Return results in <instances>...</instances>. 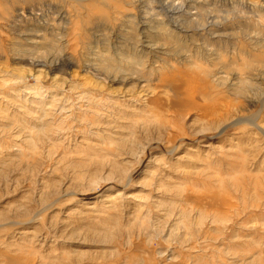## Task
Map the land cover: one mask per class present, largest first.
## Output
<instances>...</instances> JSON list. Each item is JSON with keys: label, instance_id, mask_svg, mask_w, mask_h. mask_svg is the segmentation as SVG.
<instances>
[{"label": "rangeland", "instance_id": "1", "mask_svg": "<svg viewBox=\"0 0 264 264\" xmlns=\"http://www.w3.org/2000/svg\"><path fill=\"white\" fill-rule=\"evenodd\" d=\"M55 1L0 0V255L9 264H264V133L257 128L264 129V0H140L134 25L104 20L90 2L99 17L81 35L62 31L74 10L69 0ZM15 8L26 9V21L10 19ZM148 12L193 31L190 49H154L166 50L170 62L212 49V57H234L232 69L253 70L242 56L263 66L246 73L245 92L207 87L213 99L190 96L176 112L162 110L153 90L148 98L158 82L105 83L104 74L86 70L129 54L133 27L156 22ZM188 13L209 18L215 30L226 17L215 33L223 44L213 31L194 35ZM144 27L139 38L159 46L156 30ZM36 33L44 36L37 47L16 43ZM123 41L128 47L118 53ZM19 47L48 66L19 61L12 53ZM68 55L78 65L66 67Z\"/></svg>", "mask_w": 264, "mask_h": 264}, {"label": "bare ground", "instance_id": "2", "mask_svg": "<svg viewBox=\"0 0 264 264\" xmlns=\"http://www.w3.org/2000/svg\"><path fill=\"white\" fill-rule=\"evenodd\" d=\"M23 1H32V0H23ZM34 1V0H33ZM55 1V0H54ZM68 1V0H67ZM140 0H69L68 4L70 5L71 4V8H67L68 6H66L67 9H71V10H74V11H71L70 13H68L69 11L67 10V15L68 17L65 18V24L66 26L64 27L65 30H63L64 28L62 27V31L66 32L67 30H71V29H75L77 34H84V32H89V24L92 23L94 20L97 21L96 19L99 17V16H96L94 13H96L95 10H93L92 8H95V7H91V5H89L90 2H93L94 5L93 6H96V5H99L100 7H102L101 9V16L102 18H104V20H108L110 18H113L115 19V21L117 22V20L121 21L122 19H126V20H131L129 22V25H132L130 23H134L133 22L134 20L132 19H135L134 17H136L135 13L132 11L134 10V8L136 9L137 7V10L138 7V3H139ZM169 1V0H168ZM197 1V0H196ZM20 2V1H19ZM56 2V1H55ZM190 2V1H189ZM200 2V1H199ZM85 3V4H84ZM141 3V1H140ZM143 3V2H142ZM18 4V3H17ZM175 4V3H174ZM177 4V3H176ZM185 4V2H184ZM188 4V3H187ZM190 4V3H189ZM195 4V3H194ZM198 4V2H197ZM60 5V4H58ZM169 5V4H168ZM182 5V4H181ZM206 5V4H205ZM62 6V5H61ZM61 6H59L61 8ZM141 6V5H140ZM145 6V4H144ZM163 6V5H162ZM183 6V5H182ZM195 6V5H194ZM248 6V4H247ZM250 6H252V3L250 4ZM172 7V6H171ZM170 7V8H171ZM176 7V6H175ZM178 8H180L179 6H177ZM187 7V6H186ZM256 7V5H255ZM254 7V9H255ZM261 7V6H260ZM64 8V7H63ZM65 8V9H66ZM142 8V7H141ZM165 8V6L163 7ZM174 8V7H173ZM182 8V7H181ZM193 8V7H192ZM191 8V9H192ZM197 8V7H196ZM251 8V7H250ZM258 8V7H256ZM62 9V8H61ZM147 9V8H146ZM150 9V8H149ZM152 9V8H151ZM199 9V8H198ZM85 10V11H84ZM164 10V9H162ZM174 10V9H172ZM176 10V9H175ZM188 10V9H187ZM193 10V9H192ZM252 10V9H251ZM256 10V9H255ZM15 13L10 15V19H13V20H22L23 22L26 21L24 18V16H26V9H23V8H15L14 9ZM142 11V9H141ZM179 11V10H178ZM259 11H260V8H259ZM30 14H32V11H28ZM139 12H140V9H139ZM164 12V11H163ZM167 12V11H166ZM181 12V9L179 12H175V14H180ZM190 12V11H189ZM192 12V11H191ZM199 12H200V9H199ZM199 12H197L199 14ZM25 13V14H23ZM142 13V12H141ZM140 13V14H141ZM159 13V12H158ZM185 13V12H184ZM187 13V12H186ZM195 14V13H188V25L189 24H193L194 26V35L198 34L199 31L201 33H206L208 31H213L214 33V37L211 38V39H215L216 38V35L215 33H217L216 30H221V22L223 20H225V18L223 20H220L221 22H217L218 25H216V27H219L217 28L216 30L213 29V26H212V23L209 22V18L207 17H201L199 16L198 14ZM229 13V12H228ZM258 13V12H256ZM61 13H59L58 15L60 16ZM64 14V12H63ZM97 14V13H96ZM149 14V12H148ZM154 15H151L150 16V21L153 23L155 22V24L153 25H150L151 23H145L146 25H150V27H147L148 29H146V25L144 24V22L141 24L143 26H145L144 28L146 30H149V28H154L156 30V35H159V40L160 41H163L162 43H158L159 46L156 44L153 43V40H150L149 41H144V40H141L142 38H139L140 36H142V32L140 31V27L141 25L139 26H132L133 27V30H130L135 32V35H137V43H146V48H141V49H138V48H135L137 43H134V46L131 47V52L129 54H126V53H119V52H122L121 49L122 47L121 46H125L128 47V44H125L126 42L124 43H121L120 45H117V47L115 48L116 51H118L119 55L122 54L121 56L117 55L116 56H112L111 55H108V59L107 60H104L107 61L106 63H97V65H93L92 64H88V65H84L86 66V70H89L90 72H92L93 75L95 76H98V75H101L99 77H102L103 74H104V77H102V81H104L105 83L108 82V80L110 82H117L119 84H125L129 81H133V82H140V84L144 81L146 83H148L149 86L152 85V83L155 81V82H158L160 83L159 87H155V88H151V87H148V98L149 97H152V94L151 93V90H153V92H156L157 94V98L154 100L155 103H159L161 104V109L166 111V112H176L177 109L179 107H182L183 106V100L184 99H188L190 96H196L197 94H201L204 97V99H208L209 96H210V99L212 98V95L210 93H208L206 91V88L207 87H213L215 89V91H218L217 88H223L225 89L226 91H234L235 93L237 94H240L241 92H245L246 91V88H247V85L249 84V80H248V75H246V73H250L253 72L254 70H258V65H261L263 66V63L261 64V60L258 61L257 59L256 60H253L250 61V59L246 58V57H239L240 60L242 62V65L246 66V67H250L252 66V69L253 70H249V71H245V70H241L240 68H237L236 69H232L231 64H235L237 61H233V58L232 60H228V61H225V55L222 54V53H219L217 52V58L216 57H212L210 56V54H214L212 49L209 50L208 52V57H205V56H202V57H197V56H194V57H190V55H186L182 58H176V62H178V64L176 62H170L167 58L168 57H164V56H168L166 53L167 51L165 50L164 53L161 54H158V53H155L154 52V49L157 48V47H166L167 46V43L168 44H176V45H184L186 47V49H190L191 46L189 45H186L185 43H187L188 41V37H192V36H189V34L193 31H190V29H188L190 26H184L182 27L181 23L180 22H177L175 21L174 19H172L170 16L168 15H163L162 19H157L156 16L157 15H160V14H155L153 13ZM164 14V13H162ZM168 14V12H167ZM170 14V13H169ZM182 14V13H181ZM211 14V13H209ZM231 14V13H229ZM243 14V12H242ZM245 14V12H244ZM33 15V14H32ZM55 15V14H54ZM65 15V14H64ZM98 15V14H97ZM172 15V14H171ZM228 15V14H227ZM226 15V16H227ZM262 15V14H261ZM58 16V17H59ZM162 16V15H160ZM177 16V15H176ZM214 16V15H212ZM225 16V15H224ZM232 16V15H231ZM230 16V17H231ZM239 16V15H238ZM258 16V15H257ZM12 17V18H11ZM28 17V16H27ZM31 17V16H29ZM82 18V22H80L79 18ZM175 17V15H174ZM209 17V16H208ZM221 17V16H220ZM229 17V16H228ZM234 17V16H233ZM243 17V16H242ZM256 17V16H255ZM36 18V17H35ZM56 18V17H55ZM76 18V19H75ZM136 18H140V17H136ZM145 18V17H143ZM156 18V19H155ZM176 18V17H175ZM179 18V17H178ZM181 18V17H180ZM213 18V17H211ZM216 18V17H215ZM218 18V17H217ZM232 18V17H231ZM235 18V17H234ZM259 18V17H258ZM54 19V18H53ZM187 19V18H185ZM222 19V18H221ZM242 19V18H241ZM179 21L181 19H178ZM227 20V19H226ZM234 20V19H233ZM238 20V19H236ZM21 21V22H22ZM57 19H54L53 20V24L52 26L54 27V29L56 28L57 29V26L60 29L61 23H58L56 22ZM124 22V20H122ZM136 21V20H135ZM140 20H138L139 22ZM183 21V20H182ZM62 22V21H61ZM147 22V21H146ZM212 22V20H211ZM262 22V21H261ZM263 22H264V19H263ZM121 23V22H120ZM141 23V21H140ZM231 23V21H230ZM241 23V22H240ZM64 24V25H65ZM93 24V23H92ZM125 24V22L123 23ZM138 24V23H137ZM185 24V23H183ZM63 25V26H64ZM128 25V26H129ZM214 25V23H213ZM229 25V23H228ZM215 26V25H214ZM227 26V24H226ZM259 26V25H258ZM70 27V28H69ZM120 27V26H119ZM123 27V26H122ZM131 27V26H130ZM215 27V28H216ZM143 28V29H144ZM192 28V27H191ZM237 28V27H236ZM46 29V28H45ZM53 29V30H54ZM129 29V28H128ZM193 29V28H192ZM52 30V29H51ZM155 30H152V31H155ZM36 31V30H35ZM55 31V30H54ZM84 31V32H83ZM127 31V29H126ZM151 31V32H152ZM222 31V30H221ZM132 32V34H133ZM150 32V31H149ZM63 33V32H62ZM127 33V32H125ZM148 33V32H147ZM154 33V32H152ZM154 33V34H155ZM158 33V34H157ZM39 34V33H38ZM36 33V35H31L30 37H24L23 39H20V41L16 42L17 44H21L23 45V42L22 40L27 43L26 45L28 46H32V48H35L34 46H36L35 44L38 41V37H40V35H38ZM87 34V33H86ZM146 34V33H144ZM153 34V35H154ZM149 35V34H148ZM152 35V34H151ZM21 36V35H20ZM133 36V35H132ZM257 36V35H256ZM32 37V38H31ZM35 37V38H34ZM44 36L42 35L41 38H43ZM46 37V36H45ZM135 37V36H134ZM196 37V36H195ZM209 37H212V35H210ZM219 37V36H217ZM224 37V36H223ZM226 37V36H225ZM31 38V39H30ZM139 38V39H138ZM158 38V37H157ZM249 38V37H248ZM147 39V38H146ZM145 39V40H146ZM150 39H151V36H150ZM191 39V38H190ZM37 40V41H36ZM44 40V39H43ZM158 40V41H159ZM212 40V41H213ZM219 40V41H218ZM255 40V39H254ZM253 40V41H254ZM47 41V39H46ZM159 41V42H160ZM227 41V40H226ZM133 42V41H132ZM216 42V44H219V43H222L223 44V39L221 37L219 38H216V40L214 41ZM218 42V43H217ZM259 42V41H258ZM143 43L141 45H143ZM191 43V42H190ZM188 43V44H190ZM19 44V45H20ZM39 44V43H37ZM115 44V42H114ZM138 44V45H139ZM193 44V43H192ZM58 45V48L60 49L62 47V44L60 43H57ZM107 45V44H106ZM131 45V44H130ZM214 45V44H212ZM256 45V44H255ZM258 45L260 46V44L258 43ZM264 45V44H263ZM38 46V45H37ZM36 46V47H37ZM116 46V45H115ZM114 46V47H115ZM119 46V48H118ZM253 46V45H252ZM23 47V46H22ZM138 47V46H137ZM65 48H67L65 46ZM118 48V49H117ZM206 47H204L205 49ZM208 48V47H207ZM206 48V49H207ZM233 48V47H232ZM197 49H198V46H197ZM205 49V50H206ZM210 49V48H209ZM235 49V48H234ZM16 50V51H14ZM12 51V53L14 54L13 56L17 57L19 59V61H29V63L31 65H38V64H43V63H40V61H37L35 59H33V56H32V59L31 58H28L29 56H27V52L29 50H25V51H22L19 47L14 49ZM24 50V49H23ZM67 50V49H66ZM65 50V51H66ZM125 50V49H124ZM128 50V49H127ZM208 50V49H207ZM239 50V49H238ZM264 50V49H263ZM232 50H230V53H231ZM236 51V49H235ZM127 52V51H126ZM207 52V51H206ZM212 52V53H210ZM110 53V52H109ZM236 53V52H235ZM241 53V52H240ZM240 53H239V56H240ZM245 53V52H243ZM153 54H157L158 56L157 57H153L152 55ZM216 54V53H215ZM233 54V52H232ZM237 54V53H236ZM73 55V54H72ZM72 55H68L70 56V59L67 60L68 62L65 63V66L66 67H69V66H72V65H78L76 60L74 59V56ZM164 55V56H163ZM245 55V54H244ZM26 56V57H25ZM67 56V57H68ZM73 58H72V57ZM107 56V55H106ZM159 56H163L164 58L161 60H159ZM170 56V55H169ZM233 56V55H232ZM237 56V55H236ZM216 58V59H215ZM231 58V57H230ZM105 59V58H104ZM219 59H222L223 61L219 60ZM254 59V58H253ZM262 59V58H260ZM252 60V59H251ZM183 62V64L178 67L180 65V63ZM218 62H222L221 64L218 63ZM264 62V60H263ZM60 64V63H59ZM218 64H220L221 66L218 67ZM225 64V65H224ZM55 65H58V64H51V66H49L50 70L53 71V68L56 67ZM187 65H190V66H187ZM43 66H48L47 64H43ZM53 66V67H52ZM62 66H63V63H62ZM61 66V67H62ZM239 67V65H237ZM60 67V66H59ZM60 67V68H61ZM58 68V67H56ZM226 69L227 71H222ZM57 70V69H56ZM64 69H62L63 71ZM51 71V72H52ZM66 70H64L65 72ZM264 73V72H262ZM70 74V73H69ZM234 76L232 78H235V81H232L230 80L231 76ZM212 80V84L210 85H207L206 84V81L207 80ZM252 79V78H251ZM64 81V80H63ZM193 82L194 85H192V87L187 84V86H190V88H187L186 86H184V83L185 82ZM138 84V83H137ZM151 84V85H150ZM252 85V84H251ZM186 87V89H185ZM77 88V87H76ZM144 88H142L143 90ZM141 92V91H140ZM144 93L146 94L147 91L144 90ZM143 93V94H144ZM147 95V94H146ZM144 95V96H146ZM150 95V96H149ZM260 95V94H259ZM156 97V96H155ZM252 97V96H251ZM191 98V97H190ZM192 99V98H191ZM213 99V98H212ZM253 99V98H252ZM190 101V99H188ZM186 100V101H188ZM247 100H250V98L248 99L247 97ZM255 100V99H254ZM149 101V100H148ZM252 101V100H251ZM255 102V101H254ZM153 103V102H152ZM188 103V102H187ZM187 103L185 105H187ZM250 103V101L248 102ZM154 104V103H153ZM190 104V102L188 103ZM194 106V104H193ZM253 106V105H252ZM179 110V109H178ZM238 120V123L239 122H244L246 119L245 118H241V116L237 119ZM236 121V120H235ZM251 121V120H250ZM247 122V121H245ZM252 122V121H251ZM252 124H254L252 122ZM255 125V124H254ZM256 127V126H255ZM257 128L260 129V131H262L264 133V129L260 126V125H257ZM125 173V172H124ZM127 173V172H126ZM125 173V174H126ZM124 174V175H125ZM126 177V176H125ZM128 177V175H127ZM129 178V177H128ZM127 178V179H128ZM116 197L115 195H112L111 197H109L108 200H113L112 198ZM93 202V201H92ZM85 203V201H84ZM91 203V202H90ZM89 203V204H90ZM37 216V215H36ZM33 221V218H31V220H29V222ZM0 261L4 263V261H7V257L5 256H2L0 255ZM10 259L9 261L6 262V264H9L10 263Z\"/></svg>", "mask_w": 264, "mask_h": 264}]
</instances>
